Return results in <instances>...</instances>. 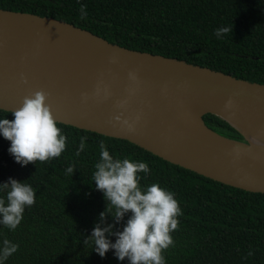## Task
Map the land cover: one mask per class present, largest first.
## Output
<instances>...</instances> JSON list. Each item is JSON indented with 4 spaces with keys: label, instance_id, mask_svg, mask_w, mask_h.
I'll use <instances>...</instances> for the list:
<instances>
[{
    "label": "trees",
    "instance_id": "trees-1",
    "mask_svg": "<svg viewBox=\"0 0 264 264\" xmlns=\"http://www.w3.org/2000/svg\"><path fill=\"white\" fill-rule=\"evenodd\" d=\"M0 9L50 17L129 50L264 84V0H0ZM222 27L232 31L217 38ZM5 118L11 121L12 112L0 110ZM202 120L219 136L246 144L221 118L206 114ZM57 126L66 137L65 151L27 166L15 162L10 142L0 135V184L11 178L36 193L15 230L0 224V249L5 239L19 245L4 264H127L113 250L102 258L91 240L84 244L106 210L93 182L101 142L114 159L148 164L147 174L138 173L142 189L158 184L174 193L182 215L171 233L174 244L162 253L165 264H264V194L213 181L126 140ZM83 137L85 148L77 156ZM69 166L73 174L66 173ZM129 215L113 231L122 230ZM107 223H114L111 216ZM106 238L115 243V236Z\"/></svg>",
    "mask_w": 264,
    "mask_h": 264
},
{
    "label": "water",
    "instance_id": "water-1",
    "mask_svg": "<svg viewBox=\"0 0 264 264\" xmlns=\"http://www.w3.org/2000/svg\"><path fill=\"white\" fill-rule=\"evenodd\" d=\"M39 90L48 94L57 123L126 140L213 181L264 194V169L244 155L255 147L231 124L264 134V84L129 50L50 17L0 9V110L13 112ZM206 114L229 123L246 144L210 130ZM186 117L236 147L157 126ZM179 155L191 159L171 157ZM211 165L227 169L213 174Z\"/></svg>",
    "mask_w": 264,
    "mask_h": 264
},
{
    "label": "clouds",
    "instance_id": "clouds-1",
    "mask_svg": "<svg viewBox=\"0 0 264 264\" xmlns=\"http://www.w3.org/2000/svg\"><path fill=\"white\" fill-rule=\"evenodd\" d=\"M80 13V18L85 19L86 6H81ZM231 31L230 27H222L215 35L220 38ZM21 82L28 83L23 75ZM47 100L48 94L43 90L32 92L24 97L22 106L12 112L11 121L0 119V135L10 142L9 154L22 166L58 158L66 149V137L57 126ZM230 105L231 101L226 108ZM86 139L81 138L77 156L84 151ZM99 147L100 160L95 164L93 182L96 190L103 193L106 210L100 213L99 222L84 239V244L91 240L93 250L102 258L113 250L115 257L122 262L126 260L127 264H165L162 253L174 244L171 233L178 229L177 217L182 215L174 193L158 184L142 189L138 173L150 171L146 162L114 159L103 142ZM65 171L73 174L75 170L69 166ZM0 191L6 192V197L0 198V224L15 230L25 208L35 204L36 193L30 185L11 178L0 184ZM127 214L130 215L122 230L113 231ZM108 216L112 217L113 224L107 223ZM106 234L115 236V243L107 239ZM18 248L19 245L5 239L0 249V264Z\"/></svg>",
    "mask_w": 264,
    "mask_h": 264
},
{
    "label": "bare ground",
    "instance_id": "bare-ground-1",
    "mask_svg": "<svg viewBox=\"0 0 264 264\" xmlns=\"http://www.w3.org/2000/svg\"><path fill=\"white\" fill-rule=\"evenodd\" d=\"M231 124L237 128L244 137L249 141V143L255 147L254 149L247 152V154H244L246 157L251 158L255 163L260 165L264 169V134L248 127L247 125L232 121ZM159 128H162L163 130H167L169 132H177V131H190L192 133H197L199 135H202L208 139L213 140L216 143L223 144L228 147H236V145H233L232 143L226 142L224 140H221L217 138L215 135H213L211 132L207 131L201 126L200 120L198 118H175L171 122H159L157 124ZM173 159H191L189 156L186 157L184 155L179 156H171ZM197 157V156H196ZM227 169L226 166H212L209 170H207L209 173H217L218 171H224Z\"/></svg>",
    "mask_w": 264,
    "mask_h": 264
}]
</instances>
